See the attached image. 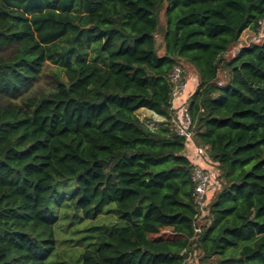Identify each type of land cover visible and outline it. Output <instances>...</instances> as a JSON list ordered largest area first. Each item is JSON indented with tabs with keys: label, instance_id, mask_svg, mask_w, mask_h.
<instances>
[{
	"label": "trees",
	"instance_id": "obj_1",
	"mask_svg": "<svg viewBox=\"0 0 264 264\" xmlns=\"http://www.w3.org/2000/svg\"><path fill=\"white\" fill-rule=\"evenodd\" d=\"M262 22L264 0H0V264H264V39L240 43ZM174 65L217 169L203 209Z\"/></svg>",
	"mask_w": 264,
	"mask_h": 264
},
{
	"label": "built area",
	"instance_id": "obj_2",
	"mask_svg": "<svg viewBox=\"0 0 264 264\" xmlns=\"http://www.w3.org/2000/svg\"><path fill=\"white\" fill-rule=\"evenodd\" d=\"M262 28H264V22H262L257 31L250 29L252 33L258 32V35L254 34L253 40H259L260 38L264 39ZM183 72V69L179 65H174L170 73V78L175 83L172 92L173 98H175L174 96L181 95L184 89ZM174 89H176L175 92ZM190 122L191 119L187 111V103L183 101L179 105L178 118L175 120L174 125L176 132L185 138L186 146H191L189 156L192 163L191 179L194 183L193 200L200 209H203L206 194L209 190L215 188L217 181H215L213 175L202 164L204 162V149L193 142L191 132L188 129ZM196 231H199V229L196 228Z\"/></svg>",
	"mask_w": 264,
	"mask_h": 264
},
{
	"label": "rangeland",
	"instance_id": "obj_3",
	"mask_svg": "<svg viewBox=\"0 0 264 264\" xmlns=\"http://www.w3.org/2000/svg\"><path fill=\"white\" fill-rule=\"evenodd\" d=\"M160 20L161 22H163V16H162V13L160 14ZM262 31L264 32V28H262ZM254 34L255 35H258V32L256 33H252V31L250 29H245L242 33V36H241V41L240 43L243 44V43H247L249 44L250 41H253V37H254ZM157 38V42H158V45L160 46L161 44V35L158 34L156 36ZM240 45V44H239ZM239 45H237L239 47ZM237 48V47H236ZM235 49L231 48L228 52V55H232L234 52H235ZM9 50L5 49V50H0V54H7ZM162 50L161 48L159 47L158 49V53H161ZM183 69H184V78L187 77V74L189 75L190 72H191V68L189 66H182ZM53 67L50 66L49 64H47L45 66V70L43 72V74L36 80H34V82L32 83V88H31V91L32 92H36V91H44V90H49L52 86V83H51V78L49 76V70L52 69ZM219 78L223 81L224 78H225V75H224V72H220L219 74ZM176 89H174V92H175ZM175 98H172V101L176 100V103H181L183 100L182 97H180V95H177V96H174ZM178 99L181 100V102H178ZM180 105V104H179ZM179 113V112H178ZM140 118L144 121H150L151 123H154V122H157V120H154L151 116H149L148 114L146 113H143V112H138ZM186 153L187 154H190L189 152V148L186 149ZM204 166L208 167L207 170L213 175V177L215 178L216 174H217V169L215 167V163L213 162H210L209 160L205 159L204 162L202 163ZM215 181H217V179L215 178ZM218 182V181H217ZM216 182V183H217ZM217 184L215 185V188H216ZM212 192V191H211ZM66 223V226H68V230H67V233H64V235L62 234L63 237H71L73 239H78V238H81L83 236H85L86 234H88L89 232L85 230V228L87 226H90L91 223L89 220L87 219H74L73 217L72 218H68V219H65L63 220L62 224L64 225ZM62 238V237H60ZM88 241V239H84L82 242L83 243H86ZM72 242L70 243H64L62 242L60 245H59V249H67V251H71V252H74V250L80 248L81 246L76 244V243H73L72 245H70ZM70 245V246H69ZM84 247V246H83ZM83 247L81 248V250L83 249ZM188 264H200L199 262V255L196 254L195 256L192 257L191 260L188 261Z\"/></svg>",
	"mask_w": 264,
	"mask_h": 264
},
{
	"label": "crops",
	"instance_id": "obj_4",
	"mask_svg": "<svg viewBox=\"0 0 264 264\" xmlns=\"http://www.w3.org/2000/svg\"><path fill=\"white\" fill-rule=\"evenodd\" d=\"M195 82H196L195 75L191 73V75L185 80L184 89H183V91H182V93L180 95V97L183 98L182 99L183 101H187V98H188L189 94L194 90ZM178 102H181V100L178 99ZM179 104H181V103H176V100L172 101L173 107L175 109H178V112H179ZM138 112L146 113L149 116H151L154 120H157V121L162 119L160 116H158L157 114H155L154 112H152L151 110L146 109V108H141ZM187 148H189V152H190L191 151V146L188 145Z\"/></svg>",
	"mask_w": 264,
	"mask_h": 264
}]
</instances>
